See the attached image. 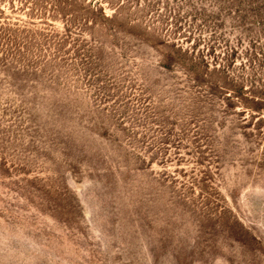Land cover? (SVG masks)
Returning a JSON list of instances; mask_svg holds the SVG:
<instances>
[{
	"label": "rangeland",
	"instance_id": "rangeland-1",
	"mask_svg": "<svg viewBox=\"0 0 264 264\" xmlns=\"http://www.w3.org/2000/svg\"><path fill=\"white\" fill-rule=\"evenodd\" d=\"M70 3L0 4V264H264V0Z\"/></svg>",
	"mask_w": 264,
	"mask_h": 264
},
{
	"label": "trees",
	"instance_id": "trees-1",
	"mask_svg": "<svg viewBox=\"0 0 264 264\" xmlns=\"http://www.w3.org/2000/svg\"><path fill=\"white\" fill-rule=\"evenodd\" d=\"M5 0H0V4H3ZM8 4L13 10L15 8L14 2L18 4V11L24 12L27 10V16L29 19L33 16H45L48 14L46 10L47 2H51V0H7ZM72 0H56L57 5L54 6L51 10L52 16H62L64 18L65 11L71 8L72 4L70 2ZM75 1V0H73ZM96 13L105 21H112L105 17L103 13V9L98 7H93ZM64 12V13H63ZM69 12V11H67ZM2 14V12H0ZM67 14V13H66ZM67 16V15H66ZM4 25H0V62L3 64V72L6 71L7 64H19L25 63L29 59L30 48L26 46L25 43H21V41L16 37L15 32L18 31L19 28L15 30H8L3 27ZM102 33V32H101ZM98 41V40H97ZM31 57V55H30Z\"/></svg>",
	"mask_w": 264,
	"mask_h": 264
}]
</instances>
